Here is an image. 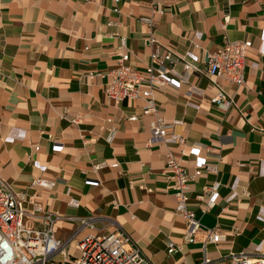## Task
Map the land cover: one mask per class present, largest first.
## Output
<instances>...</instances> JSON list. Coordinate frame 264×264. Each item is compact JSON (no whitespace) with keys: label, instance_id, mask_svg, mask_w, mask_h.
I'll list each match as a JSON object with an SVG mask.
<instances>
[{"label":"crops","instance_id":"1","mask_svg":"<svg viewBox=\"0 0 264 264\" xmlns=\"http://www.w3.org/2000/svg\"><path fill=\"white\" fill-rule=\"evenodd\" d=\"M154 1L163 14L152 11ZM142 16L155 19L163 49L200 67L226 40L253 41L245 85L190 73L179 88L155 93L165 119L182 120L176 131L205 144L208 161L218 165L217 173L196 175L187 193L201 223L226 234L219 244H205L202 234L185 240L166 168L169 149L142 116L145 99L106 94L107 72L121 54L128 51L139 70L151 63ZM217 83L236 102L228 111L213 102ZM55 140L63 148L53 150ZM100 161L108 165L97 170ZM185 163L195 171L193 157ZM0 175L48 210L98 217L71 251L88 233L122 228L154 264H195L205 253L215 264L230 253L264 254V0H0ZM40 177L53 187L33 186ZM216 181L220 197L205 213L199 196ZM75 228L63 220L57 235ZM172 241L181 248L170 254Z\"/></svg>","mask_w":264,"mask_h":264},{"label":"built area","instance_id":"2","mask_svg":"<svg viewBox=\"0 0 264 264\" xmlns=\"http://www.w3.org/2000/svg\"><path fill=\"white\" fill-rule=\"evenodd\" d=\"M154 2L152 11L163 14L165 10L158 7L159 2ZM140 20L147 25V42L153 47L151 63L145 69L139 70L130 63L128 51L121 54L117 67L107 72L112 78L105 87L106 94L117 101L145 99L147 106L143 109L142 116L150 117V130L154 140L164 143L169 149L166 168L171 174L173 188L176 189V211L186 223L185 240L195 241L198 235L202 234L205 244H219L226 240V234L220 230V226L209 227L201 223L194 209L188 207L187 193L188 185L196 175L205 170L217 173L218 165L208 161V148L205 144L190 143L184 135L176 131V126L181 124L182 120L165 119L159 104H156L155 93L159 87L179 88L182 79L190 73H203L211 78H227L239 85H245L246 67L253 41L226 40L217 51L207 53L205 65L200 67L173 49L161 47L156 38L153 16H142ZM178 65H182V71H178ZM216 87L218 90L213 96L215 105L224 111L233 108L236 105L234 98L219 83ZM129 118L137 120L138 115H131ZM39 147L37 145L35 149L38 150ZM52 148L60 150L63 144L55 140ZM174 148L178 149L179 154L173 153ZM189 156L194 158L195 163V171L192 173L188 172L185 163ZM107 165L106 161H100L94 166L100 170ZM112 166H117V162ZM54 183L46 177H40L34 180L32 185L51 188ZM220 186L221 181L209 184L199 196L204 202L203 212L206 213L217 204ZM243 192L249 194L246 189ZM35 198V195L28 194L26 190L16 191L12 184L0 175V264H154L149 255L145 254L122 228L101 234L88 233L78 240L76 251H71L76 237L86 228H96L98 217L66 216L61 212L46 209ZM63 220L76 223V228L66 238L57 235L58 224ZM180 244L170 242L168 253L180 249ZM57 254L64 259L56 261ZM195 264L215 263L209 254L205 253ZM224 264H264V254L251 255L242 251L230 253Z\"/></svg>","mask_w":264,"mask_h":264},{"label":"rangeland","instance_id":"3","mask_svg":"<svg viewBox=\"0 0 264 264\" xmlns=\"http://www.w3.org/2000/svg\"><path fill=\"white\" fill-rule=\"evenodd\" d=\"M55 259H56V261H57V260H63V259H64V257H63V256H61L60 254H57V256H56V258H55Z\"/></svg>","mask_w":264,"mask_h":264}]
</instances>
